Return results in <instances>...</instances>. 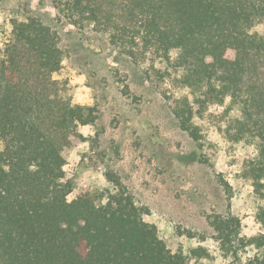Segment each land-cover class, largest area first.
I'll use <instances>...</instances> for the list:
<instances>
[{"label":"trees","instance_id":"trees-1","mask_svg":"<svg viewBox=\"0 0 264 264\" xmlns=\"http://www.w3.org/2000/svg\"><path fill=\"white\" fill-rule=\"evenodd\" d=\"M39 2L55 14L32 12L28 23L11 21L0 58V264H186L180 252L169 255L155 226L136 222L144 211L133 207L127 190L109 197L116 209L101 204L103 194L90 191L66 203L73 185L60 182L61 166L68 151L85 141L75 122L94 128L98 109L70 106L67 84L53 81L52 74L66 56L64 42L75 37L84 45L87 34L114 53L116 64L139 68L150 83L159 73L156 60L182 69L181 84L192 91L193 102L181 96L169 108L177 128L194 143L199 134L193 115L203 117L209 105H223L230 95L228 107L242 105L243 120L227 119L223 134L231 143L255 144L259 156L242 160L239 177L251 179L253 193L264 201L259 183L264 177V35H248L264 23V0ZM173 49H180L174 60ZM257 220L264 229V206ZM209 224L213 240L237 243L227 249L232 264H241L236 254L245 246L264 248V235L238 239L235 217ZM191 254L203 257L206 251Z\"/></svg>","mask_w":264,"mask_h":264},{"label":"rangeland","instance_id":"rangeland-1","mask_svg":"<svg viewBox=\"0 0 264 264\" xmlns=\"http://www.w3.org/2000/svg\"><path fill=\"white\" fill-rule=\"evenodd\" d=\"M45 9L39 0L35 8L33 0H0V42L8 40L11 21L26 19L32 12L53 15L52 9ZM87 36L90 43L84 45L75 37L64 42L66 56L62 61L66 63L61 62L60 69L55 72L61 77L58 80L67 84L71 103L77 89L87 88L90 89L87 99L91 105L84 107L96 105L98 109L96 124L87 130V137L79 127L85 141L73 146L66 155L68 171L64 172V178L70 177L67 180L73 188H79L81 193L85 191L82 185L88 184L90 191L101 183V175H110L114 181L110 183L120 190H127L133 201L142 205L145 214L151 215L150 210H153L166 216L169 223L175 221L171 234H167V226L161 233L167 235L162 241L170 251L183 249L186 241L181 236L184 235L189 240L197 237L199 241L213 237L215 232L209 221L217 217L237 218L236 233L240 235L248 228L243 222L249 219L248 209L252 206L257 209L251 214L253 227L260 224L257 220L262 208L258 203L260 199L253 192L245 191L248 181L239 177L241 162L249 154L245 152L240 157L237 153L240 142H229L221 128L230 119L228 113L238 104L230 105L222 114L209 113L199 117L206 123L198 127L199 140L194 143L177 128L169 108L177 100V92L184 89L181 70L156 60L154 65H160L155 67L159 73L152 75L151 84L139 68L116 64L114 53L89 34ZM1 54L2 50L0 57ZM81 76L85 77L83 84H74L73 81ZM81 95H85L83 91ZM213 128L221 139L228 141L223 152L224 157L231 159H224L223 163H220V145L210 138ZM81 144L86 147L82 149ZM249 146L243 143L240 151ZM234 165L239 166V171ZM93 176L96 181H92ZM104 191H108L107 186ZM96 193L102 194L99 189ZM230 246L236 247L237 243L220 245L224 259L231 254L227 252ZM203 249L206 251L203 257L212 264L215 258ZM191 250L189 248L190 256L185 259L195 258L196 264H201V257L193 256Z\"/></svg>","mask_w":264,"mask_h":264},{"label":"clouds","instance_id":"clouds-1","mask_svg":"<svg viewBox=\"0 0 264 264\" xmlns=\"http://www.w3.org/2000/svg\"><path fill=\"white\" fill-rule=\"evenodd\" d=\"M36 3H38V0H33V8H35ZM45 11H52V10L51 9H45ZM54 14L55 13L53 12V15ZM18 22L28 23V21L24 18H18ZM254 32H259L261 35H264V25H259L255 28H252L251 30L248 31V35L251 36ZM7 42L8 41L0 42V50H3L4 44ZM179 52H180V49H173L169 52V56L174 60L177 57ZM0 58H3V57H0ZM205 62L206 63L211 62V57H206ZM62 63H66V61H62ZM144 67H147V63L144 65ZM155 67L159 68L160 65L157 64V65H155ZM169 71H171V70H169ZM181 72H183L182 69H181ZM58 79H61V77L57 76V74L54 72L52 74V80L56 81ZM84 79H85V77L81 76L79 80H74L73 83L74 84H77V83L83 84ZM215 87L217 88V90H219L220 83L216 82ZM204 90L206 91L207 89L205 88ZM81 91H83V93L85 95H81ZM89 92H90V89H87V88L77 89V92L75 94V99L72 101V104L70 106H73V107L76 105L84 106L85 104H88L90 106L91 102L87 99V94ZM181 96H186L190 102V105L192 104L193 96L190 95V89L189 88L185 87L182 92H177L176 98L179 99ZM231 101H232V97L230 95H226L224 98V101H223V105H220V104L209 105L207 107V112L205 113V115H207L209 113H212V114L224 113L225 109L228 107V105L231 103ZM241 108H242V105H238V106L234 107L228 113V117L229 118H235V119L242 121L243 120V114H242ZM197 109H198V106H195L194 111H196ZM75 123H77L78 127H81L84 130L83 134L85 135V137H87V135H88L87 130L91 129V125L89 124V125L80 126L79 121H76ZM191 123L193 124L194 127H199L201 124H205L206 121L201 120L196 115H193ZM221 128L226 129L227 125L222 124ZM92 135L94 136L95 133L93 132ZM210 138L214 139L215 142H217L220 145V148H221V152H220L221 161H220V163H223L224 159H231L230 157H227V158L224 157V152H223V149L227 146L228 141L221 139V135L216 133L215 128H213L211 130ZM256 140H257V142H259L258 137L256 138ZM80 147L83 149L86 147V145L81 144ZM241 147H243V141H240V144L237 146V153L240 157H243L245 152H247L249 154V156L252 157L253 159L255 157L259 156V151L256 149L255 144H253L247 148H244V151H240ZM62 155H63V153H61V156ZM73 155H75V153ZM77 159H79V158H77ZM233 167H234V169L239 171V166L234 165ZM31 169L36 170V165L33 164L31 166ZM5 170H7V167H5ZM61 170L64 172H67L68 166L62 165ZM67 179H70V177H65L60 182L65 183ZM100 180H101V183H97L95 185V187L92 188L90 191L92 193H96V190L99 189V193L103 194V199L101 200V204L107 206V205H109V203H111L112 208L116 209L117 208L116 202L114 200L110 201L109 197L110 196H116L117 193L120 191L119 187L112 185L110 182H108L106 180V178L103 175H101ZM92 181H96L95 176L92 177ZM240 182L243 183V181H240ZM229 183H231V181H229ZM252 183H253L252 180L249 179L246 186H245L246 192H254V188L252 187ZM259 183L261 185H264V177L260 178ZM106 186L108 187L107 192L104 191ZM82 187L85 189V191H89L88 184H84V185H82ZM77 195H80L79 188H73L72 191L67 192L65 195L66 203L71 204L73 202V200L76 199ZM258 203H260L261 206H264V201H258ZM141 206L142 205L140 203H138L137 201H135V200L133 201V207L140 208ZM97 207H99V206L97 205ZM248 211L250 213L249 219L243 222L244 224L248 225V228L244 229L240 233V235L238 236V239L243 238V237H247L249 240H251L254 236H256L258 234L264 235V229L261 228L260 224L257 223L255 225V227H253L251 214L257 211L255 206L250 207L248 209ZM150 212H151V215L141 213L140 219L136 222H143L148 227L155 226L156 231H157V239L158 240L167 239V235L166 234L161 235V233L165 232V226H167L166 232H167V234H171L174 231L175 221H172L171 223H169L168 218L166 216L158 215L153 210H150ZM216 235H218V233H216ZM181 239L186 241L184 243L183 249L179 253L181 255L182 259L188 258L190 256L189 248H191L193 250H195L197 248H206L209 251V254L215 258L212 261V264H232L231 254L228 255L227 259H224L222 257L221 250H220V245H221L222 241L219 239L213 240L212 238L209 237V238H206L204 241H199V239L197 237H193L189 240L186 235L181 236ZM165 250L168 251L167 248ZM261 253H264V248L257 249L255 244H249V245L245 246L242 251H238L236 255L240 257L241 264H247V262L249 260H253V259L264 260V255H261ZM169 255L172 257H176L178 255V253L175 249H173L172 251L169 252ZM186 264H196L195 258L191 259L190 261L186 260ZM201 264H208L207 259L204 257H201Z\"/></svg>","mask_w":264,"mask_h":264}]
</instances>
